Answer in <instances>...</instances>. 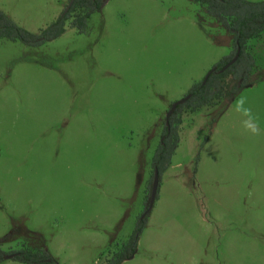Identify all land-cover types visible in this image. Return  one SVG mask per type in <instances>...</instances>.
Masks as SVG:
<instances>
[{
  "label": "rangeland",
  "instance_id": "rangeland-1",
  "mask_svg": "<svg viewBox=\"0 0 264 264\" xmlns=\"http://www.w3.org/2000/svg\"><path fill=\"white\" fill-rule=\"evenodd\" d=\"M69 2L0 0V9L38 33ZM89 28L68 23L38 48L0 42V239L18 230L5 251L36 245L22 225L60 264H103L119 250L145 214L172 105L231 52L190 0H109ZM249 45L254 79L263 77L264 36ZM262 96L247 87L225 110L222 101L182 112L147 226L123 264H264ZM240 97L260 135L242 128Z\"/></svg>",
  "mask_w": 264,
  "mask_h": 264
},
{
  "label": "trees",
  "instance_id": "trees-1",
  "mask_svg": "<svg viewBox=\"0 0 264 264\" xmlns=\"http://www.w3.org/2000/svg\"><path fill=\"white\" fill-rule=\"evenodd\" d=\"M104 1L70 0L61 15L38 33L29 32L19 26L0 9V42L2 40L20 41L26 46L38 48L63 35L68 23L79 33L86 34L90 30L91 16L102 12ZM190 1L203 9L204 13L224 30L231 52L216 64L208 74L207 80L196 83L192 87L188 93L190 98L184 104L179 105L168 120L165 119L164 131L153 161L154 175L156 170L161 172L169 165L178 146V126L181 123V114L184 110L197 112L204 107H211L226 101L225 110L245 88L264 79V76L254 79L258 69L255 54L249 45L252 40L264 36V0L260 2L248 0ZM238 49H240V54L237 61L222 72L223 68L235 57ZM153 180L154 176L150 183L145 214L137 222L132 236L119 250L113 251L103 264H122L136 253L141 233L147 226L151 211L147 212L151 201ZM22 228L24 229L22 238H33L36 245L25 246L18 250H3L2 245L18 234L17 227H14L10 234L0 239V264L6 261L22 264H60L58 259L50 253L42 234L30 231L24 225Z\"/></svg>",
  "mask_w": 264,
  "mask_h": 264
},
{
  "label": "clouds",
  "instance_id": "clouds-1",
  "mask_svg": "<svg viewBox=\"0 0 264 264\" xmlns=\"http://www.w3.org/2000/svg\"><path fill=\"white\" fill-rule=\"evenodd\" d=\"M245 99L240 97L236 101V111L241 112L246 119L242 120L241 125L244 131L250 135H260V128L258 118L253 114L250 107H245Z\"/></svg>",
  "mask_w": 264,
  "mask_h": 264
},
{
  "label": "water",
  "instance_id": "water-1",
  "mask_svg": "<svg viewBox=\"0 0 264 264\" xmlns=\"http://www.w3.org/2000/svg\"><path fill=\"white\" fill-rule=\"evenodd\" d=\"M109 2V0H105L104 1V5L107 4ZM239 54H240V49H238V52L237 54L235 55V57L232 59V61L230 63H228L222 70V72L224 70H226L228 67H230L232 64H234L238 57H239ZM210 74V73H209ZM209 75H207V77L205 78V80H207ZM251 85H249L248 87H250ZM190 98V95H188L187 97H185L184 99L174 103L169 111V113L167 114V120L169 119V117L171 116V114L173 113V111L181 104H184L188 99ZM158 180H159V173L158 171L156 170L155 171V175H154V180H153V187H152V194H151V201H150V205H149V208L147 210V212H149L152 207H153V203H154V200H155V197H156V192H157V186H158ZM133 258V257H132Z\"/></svg>",
  "mask_w": 264,
  "mask_h": 264
},
{
  "label": "crops",
  "instance_id": "crops-1",
  "mask_svg": "<svg viewBox=\"0 0 264 264\" xmlns=\"http://www.w3.org/2000/svg\"><path fill=\"white\" fill-rule=\"evenodd\" d=\"M227 45H228V44H227ZM228 46H229V45H228ZM229 48H230V47H229ZM257 83H258V82H256L255 84H251L250 89L253 88V89L255 90V88L258 87V88H261V93H262V92L264 91V79L260 81V84H257ZM259 104H260V105H264V96L261 97ZM263 107H264V106H263ZM226 113H227V112H225V114H226ZM222 119H223V116H222L221 118L218 119V122H217L218 125L221 124ZM213 135H214V134H212V136L209 138L210 140H208L207 143H209V142L211 141ZM201 160H202V158H200V162H201ZM200 162H199V163H200ZM197 173H198V171H197ZM123 263H124V262H123ZM123 263H122V264H123Z\"/></svg>",
  "mask_w": 264,
  "mask_h": 264
}]
</instances>
